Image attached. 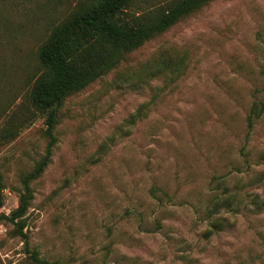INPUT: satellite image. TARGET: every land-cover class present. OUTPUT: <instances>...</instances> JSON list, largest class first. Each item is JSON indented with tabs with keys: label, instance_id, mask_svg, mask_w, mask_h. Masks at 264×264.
<instances>
[{
	"label": "rangeland",
	"instance_id": "obj_1",
	"mask_svg": "<svg viewBox=\"0 0 264 264\" xmlns=\"http://www.w3.org/2000/svg\"><path fill=\"white\" fill-rule=\"evenodd\" d=\"M79 1L0 0V130L17 127L0 142V213L47 144L28 98L37 48ZM178 56V75L150 76ZM259 102L264 0H209L66 96L29 183V247L53 264H264V106L247 119ZM13 229L0 220V264H38Z\"/></svg>",
	"mask_w": 264,
	"mask_h": 264
},
{
	"label": "trees",
	"instance_id": "obj_2",
	"mask_svg": "<svg viewBox=\"0 0 264 264\" xmlns=\"http://www.w3.org/2000/svg\"><path fill=\"white\" fill-rule=\"evenodd\" d=\"M208 1L172 0L165 8L151 14L140 13L128 17L125 10L131 0H80L71 13L51 28L47 38L37 48L36 56L41 69L32 80L28 98L33 107L45 114L47 144L44 155L21 178L24 191L18 206L9 214L0 213V220L14 225L13 234L20 236L25 251L34 262L53 264L40 258L37 251L29 247L28 233L23 231V216L31 198L29 183L43 172L56 142L53 130L57 109L67 95L108 72L125 53L138 48ZM153 68L150 76L178 75L182 72V56L159 60ZM263 106V102L252 103L247 116L249 125L252 118L260 115ZM16 128L10 126L1 129L0 142L13 137ZM2 188L0 176V207ZM218 222L214 221L213 225L216 226Z\"/></svg>",
	"mask_w": 264,
	"mask_h": 264
}]
</instances>
